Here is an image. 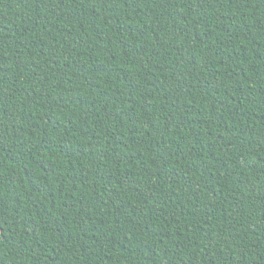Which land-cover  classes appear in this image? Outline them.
I'll use <instances>...</instances> for the list:
<instances>
[{
  "label": "trees",
  "instance_id": "1",
  "mask_svg": "<svg viewBox=\"0 0 264 264\" xmlns=\"http://www.w3.org/2000/svg\"><path fill=\"white\" fill-rule=\"evenodd\" d=\"M0 264H264V0H0Z\"/></svg>",
  "mask_w": 264,
  "mask_h": 264
}]
</instances>
